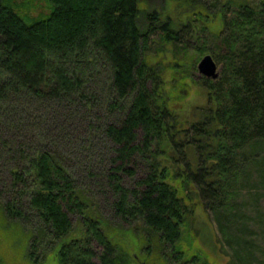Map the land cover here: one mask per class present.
I'll return each instance as SVG.
<instances>
[{
    "label": "trees",
    "instance_id": "1",
    "mask_svg": "<svg viewBox=\"0 0 264 264\" xmlns=\"http://www.w3.org/2000/svg\"><path fill=\"white\" fill-rule=\"evenodd\" d=\"M49 4L31 20L0 0V158L12 192L0 205V238L15 237L20 223L34 264L51 251L58 264H138L117 237L128 233L139 264H208L178 250L185 226L193 231L198 210L211 211L231 244L229 224L245 215L252 183L264 189V0ZM206 53L220 76L196 80ZM189 80L206 100L185 111L177 101ZM79 140L88 151L81 177L78 158L58 148ZM99 142L110 168L94 158ZM136 159L146 174L125 187ZM90 183L112 189L114 211L131 228L107 229ZM69 212L79 215L76 229ZM228 264L259 263L235 249Z\"/></svg>",
    "mask_w": 264,
    "mask_h": 264
},
{
    "label": "rangeland",
    "instance_id": "2",
    "mask_svg": "<svg viewBox=\"0 0 264 264\" xmlns=\"http://www.w3.org/2000/svg\"><path fill=\"white\" fill-rule=\"evenodd\" d=\"M9 2L16 10L24 12L27 18H30L31 20L44 16L51 11L49 0H9ZM169 6L170 4H168V7ZM186 40L190 43L195 41L190 36H188ZM153 48L155 49L156 46ZM190 53L194 54V51L191 50ZM161 56L162 55L155 56L154 60L157 61L161 58ZM203 56L199 57L198 62ZM194 77L196 80L201 79L202 75H199L198 69L195 71ZM188 83L190 86H188L189 93L187 98L177 101L179 106H182V109L185 111H189V109L193 106L204 104L206 100L205 90L201 86V83L196 84L191 80H189ZM83 129L84 130L82 131L86 133V128ZM87 138L88 137L82 135L79 139L83 142L86 141ZM80 140L79 143H77L78 146L74 144L69 146L65 141V144L63 143V145H60L61 147H58L60 153H63L68 157H72V159L74 157L75 159L78 158L77 164L79 166L77 165L75 169L77 177L82 174V170L84 169L83 167L85 166L81 164L85 161L86 156L88 155V151L85 147L86 145H84ZM75 147L77 148L78 153L75 152ZM107 148H109L107 143L99 142V146L97 145V151L94 153V158L98 161L100 160L98 157L102 156L103 163H98L100 164L99 166L104 168L111 167L107 160ZM3 153L4 151H0V157ZM8 163L9 162H5V160H0V205L12 198V192L10 191L11 189L9 186L10 176L7 168L9 165ZM129 166H134L136 173L134 175L122 174V184L125 187L132 188L136 186L137 179L146 174V167L139 159L131 162ZM88 187H90V189L97 196L103 217L107 220L108 224H110V226L107 227L109 231L118 229L123 232L128 228H131V225L127 221L122 220V218L115 213L113 204L117 199V196L109 186L100 188L98 185L90 183V186ZM252 187L253 188L250 190L251 192L249 197L247 199L244 197L246 200L244 205L245 208H243L245 215L236 217V222L232 221L229 224L230 233L235 236V242L226 244L213 213L211 211H202L201 209L198 210L193 231L187 226L183 229L182 238L177 244L178 250L185 253V257L189 258L199 254L204 257L208 264H228L231 259H234L235 249L240 250L243 254H245L247 250H250L253 262H258L259 264L264 263V189L258 187L256 183H252ZM255 187H258V190H256ZM244 198H242V200ZM23 201L27 204L26 198L23 199ZM256 210H259L261 215L259 216L261 218L258 217ZM69 216L72 220L74 228L76 229L78 227L79 215L77 213L69 212ZM14 225L15 227L13 231H18V234L14 235L15 237L9 235V238L6 239V237L2 234L4 241L0 238L3 246L0 247V260H2L3 263L0 264H34L29 261L23 252L24 246L28 243L27 240L25 245L26 238L23 239V234H27V232L20 227V223H15ZM117 237L125 244V247L130 250V252L133 254H139L137 255L138 264L144 261L143 255L140 254L141 252H139L138 248L135 246L137 244V239L134 234H117ZM241 241H243L242 244H244L245 241L248 243L250 242V244L248 245L245 243L247 247L238 246V242ZM94 247L97 251L100 250V246L97 243H94ZM55 254L56 251H51L40 264H58ZM204 259H202V261ZM167 262L168 259L165 260V263Z\"/></svg>",
    "mask_w": 264,
    "mask_h": 264
},
{
    "label": "water",
    "instance_id": "3",
    "mask_svg": "<svg viewBox=\"0 0 264 264\" xmlns=\"http://www.w3.org/2000/svg\"><path fill=\"white\" fill-rule=\"evenodd\" d=\"M199 75L210 79H217L220 76L221 65L208 53L204 55L197 65Z\"/></svg>",
    "mask_w": 264,
    "mask_h": 264
},
{
    "label": "bare ground",
    "instance_id": "4",
    "mask_svg": "<svg viewBox=\"0 0 264 264\" xmlns=\"http://www.w3.org/2000/svg\"><path fill=\"white\" fill-rule=\"evenodd\" d=\"M198 69V68H197Z\"/></svg>",
    "mask_w": 264,
    "mask_h": 264
}]
</instances>
